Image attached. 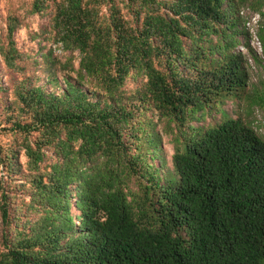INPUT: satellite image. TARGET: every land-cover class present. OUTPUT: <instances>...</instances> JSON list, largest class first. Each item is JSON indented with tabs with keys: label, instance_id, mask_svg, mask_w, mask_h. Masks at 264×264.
Wrapping results in <instances>:
<instances>
[{
	"label": "trees",
	"instance_id": "16d2710c",
	"mask_svg": "<svg viewBox=\"0 0 264 264\" xmlns=\"http://www.w3.org/2000/svg\"><path fill=\"white\" fill-rule=\"evenodd\" d=\"M14 11L0 264H264V0H27L28 49Z\"/></svg>",
	"mask_w": 264,
	"mask_h": 264
},
{
	"label": "rangeland",
	"instance_id": "374dc122",
	"mask_svg": "<svg viewBox=\"0 0 264 264\" xmlns=\"http://www.w3.org/2000/svg\"><path fill=\"white\" fill-rule=\"evenodd\" d=\"M26 1L27 0H0V26L2 24L3 15L7 7L14 8L15 9L14 12L18 14L19 17L21 18V25L13 33L16 45L21 49H28L32 46L35 47L36 37L33 38L31 35L38 30L39 25H41L42 23L46 21V18L44 15H38L36 13H25L23 10L26 7ZM243 13H244V10H243ZM253 29H254V23L252 20H250L251 33H253ZM250 43L251 45L252 44L255 46L257 45L253 35L252 36L250 35ZM53 52L56 53L58 56L61 55V51L56 48L53 49ZM245 53L248 54L246 51ZM251 68L254 69L253 67ZM56 74H57V79H58V87H55V89L56 88L59 89L63 85V82L61 79V72L57 71ZM255 74L256 72L254 70V72L251 74V79L254 78ZM37 75H38V79L36 82L39 84L43 83L45 80L44 76L41 73H37ZM0 83L3 86L7 85V79L5 78V75L3 74V68H2L1 62H0ZM45 87L49 88L47 84H45ZM224 107L227 108V110L230 111L232 115L235 114V112L233 111L234 104L231 101H227ZM250 116L254 117L252 118V124L255 126V130L258 133H260L262 137L264 138L263 125L257 126L258 125L257 123L260 122L264 118L263 112L260 109L256 108L251 112ZM164 145L167 148V154H168L170 151V145L166 142L164 143Z\"/></svg>",
	"mask_w": 264,
	"mask_h": 264
},
{
	"label": "clouds",
	"instance_id": "9594fccd",
	"mask_svg": "<svg viewBox=\"0 0 264 264\" xmlns=\"http://www.w3.org/2000/svg\"><path fill=\"white\" fill-rule=\"evenodd\" d=\"M254 18H256V16L253 14L251 20L253 21ZM253 23H254V21H253ZM249 31H250V23H249ZM250 35H251V36H252V35L254 36V38H255V42H256V44H257L256 46L252 44V46L256 49L257 52H259V42L257 41V39H256V37H255V35H254V29H253V33H251V31H250ZM242 50H243V52H245V49H244V48H242ZM246 56H247V54H246ZM247 60H248L249 63H251V58H250L249 56H247ZM259 134H260V133H259ZM263 139H264V138H263Z\"/></svg>",
	"mask_w": 264,
	"mask_h": 264
}]
</instances>
